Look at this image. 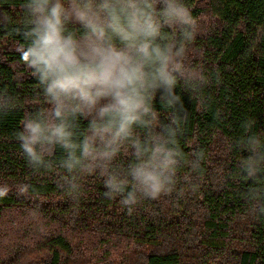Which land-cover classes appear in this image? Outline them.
<instances>
[{
  "label": "trees",
  "instance_id": "trees-1",
  "mask_svg": "<svg viewBox=\"0 0 264 264\" xmlns=\"http://www.w3.org/2000/svg\"><path fill=\"white\" fill-rule=\"evenodd\" d=\"M177 2L197 31L185 76L153 102L155 131L170 126L180 153L174 183L124 204L131 184L110 197L105 181L131 155L89 171L59 145L41 162L22 147L51 106L21 59L25 0H0V264H264V0Z\"/></svg>",
  "mask_w": 264,
  "mask_h": 264
},
{
  "label": "clouds",
  "instance_id": "clouds-1",
  "mask_svg": "<svg viewBox=\"0 0 264 264\" xmlns=\"http://www.w3.org/2000/svg\"><path fill=\"white\" fill-rule=\"evenodd\" d=\"M27 58L51 107L30 120L22 147L31 160L59 145L69 169H107L131 155L124 178L112 174L105 186L115 197L131 184L122 203L139 191L153 199L171 191L180 153L174 132L155 131L157 91L171 93L185 76L183 61L195 39L198 19L177 0H25ZM171 29V32L166 31ZM189 77L194 73H188ZM163 99V97H161ZM43 117V118H41ZM175 122V121H174ZM77 151L80 155L77 156ZM102 174H104L102 172ZM127 176H131L129 181ZM7 189L0 190V197Z\"/></svg>",
  "mask_w": 264,
  "mask_h": 264
}]
</instances>
